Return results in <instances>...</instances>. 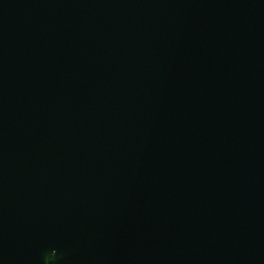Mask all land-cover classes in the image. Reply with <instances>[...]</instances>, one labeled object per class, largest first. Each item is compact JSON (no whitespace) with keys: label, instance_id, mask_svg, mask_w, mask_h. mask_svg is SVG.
Listing matches in <instances>:
<instances>
[{"label":"water","instance_id":"95a60500","mask_svg":"<svg viewBox=\"0 0 264 264\" xmlns=\"http://www.w3.org/2000/svg\"><path fill=\"white\" fill-rule=\"evenodd\" d=\"M0 264H264V0H0Z\"/></svg>","mask_w":264,"mask_h":264}]
</instances>
